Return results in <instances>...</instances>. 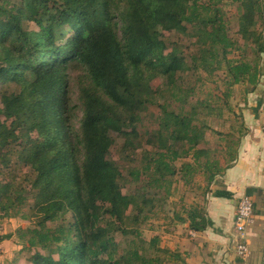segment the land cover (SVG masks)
I'll return each mask as SVG.
<instances>
[{
	"label": "trees",
	"instance_id": "obj_1",
	"mask_svg": "<svg viewBox=\"0 0 264 264\" xmlns=\"http://www.w3.org/2000/svg\"><path fill=\"white\" fill-rule=\"evenodd\" d=\"M233 1L240 11L239 32L264 52V29L256 27L264 26V0ZM222 2L0 0V175L10 176L0 180V219L19 217L32 200L35 224L16 231L29 262L181 259L180 252L161 247L156 236L150 240L153 254H121L112 233L129 234L134 232L127 228L130 222L158 218L173 177L190 185L202 175L209 188L238 156L243 135L232 133L223 135L226 147L219 150L228 166L209 153L208 125L200 115H211L212 101L196 98V85L183 83L188 73L211 76L224 70L226 91L217 104H227L234 86L249 85V93L259 82L258 62L228 57L239 45ZM165 32H175L185 45L170 43ZM74 65L88 72L87 83L79 87L78 128L67 90V71ZM160 78L163 83L155 87ZM153 104L159 113L145 134L140 132L143 114ZM143 142L151 149L138 159L140 167L129 169L134 189L123 193L124 172L112 150L115 145L139 149ZM179 159L188 161L177 167ZM17 167L30 169L27 185L12 175ZM212 196L232 195L220 189ZM184 211L183 216L174 213L176 223L188 222L196 232L214 227L205 207Z\"/></svg>",
	"mask_w": 264,
	"mask_h": 264
},
{
	"label": "rangeland",
	"instance_id": "obj_2",
	"mask_svg": "<svg viewBox=\"0 0 264 264\" xmlns=\"http://www.w3.org/2000/svg\"><path fill=\"white\" fill-rule=\"evenodd\" d=\"M223 9L226 12V16L232 21L231 34L238 40L239 49H233L228 54L231 59H245L247 61L256 64L258 62L259 67L262 70V75L260 76L257 86L252 92L248 93V89L251 87L246 84L236 85L228 92V103L224 104L220 102L219 97L223 98L222 92L226 91L225 78L226 72L224 70H219L213 75H208L206 73H188L184 75L183 83L187 86L188 84H195L198 88V94L196 98H208L212 101V112L211 115L207 116L205 113L200 115L202 123L208 125L206 132V147L210 154L215 155L219 158V163L225 168L228 166L226 161L219 151H223L226 147L225 141L223 140V135L226 133H232L236 137L243 135L241 139L240 148L242 146V141L246 140L247 137L251 136L255 139H262L264 137V52L258 51V46L254 41L246 42L242 32H239L238 22L240 11L238 9V3L233 0H223ZM257 29H264V26H256ZM262 27V28H261ZM165 39L170 43L178 41L180 45H185L184 39H178V35L175 32L164 33ZM68 73V97L70 104L75 109V114L73 116V125L78 128L80 120L82 118L81 112V101H80V90L79 87L87 83L88 72L83 66L74 65L70 67L67 71ZM163 83V79L160 78L158 81L153 82L155 87L160 86ZM195 98V99H196ZM155 104V103H154ZM153 104V105H154ZM159 113V109L156 105L150 107L143 114L142 125L140 132L145 133L148 129H151L155 125L156 117ZM262 141V140H261ZM223 146V149H221ZM147 150L149 152L151 147L143 142L142 148L139 149H129L123 148L121 145H115L112 150V158L119 163V166L124 172V177L121 180V187L123 193H131L134 189L132 181L129 176V169L132 167H140V162L138 159H142L144 156L143 151ZM184 161L188 159H179L176 161L175 165L180 167ZM16 167V166H14ZM13 167V168H14ZM30 169L28 167H17L16 172H12V175H16V182L27 185V176H30ZM10 177L6 174L0 175V180H8ZM222 176H218L215 181L209 186H206L205 177L202 175L197 176L195 180L190 185H186L180 180L178 176L173 177V185L171 188V194L169 199L163 205V210L160 212L158 218H152L145 224L136 225L133 222L127 226L128 229L134 231L129 234H122L121 232L112 233L113 240L116 242L118 252L123 254L127 251H137L139 253L153 254L150 249V240L153 237L160 238V246L163 248H168L171 251L180 252V260H169L165 261L166 264H187L186 259L180 249L187 248L188 245L183 244L182 240L177 244L175 242V237L177 239H184L189 245L198 249L192 252H196L194 255L193 264H206L203 262L204 258L211 260L207 255L202 256L199 254L201 249V244L195 239L190 238L188 231L185 228H177L176 225H181L176 223L175 212L185 215V208H189L192 205H198L200 207L207 206L209 199L212 194L221 188ZM29 187V186H28ZM32 200L25 203L22 213L19 217L12 218V227L6 229L7 233L3 236L0 235V242L3 239L8 240V243L12 247V255L4 256L2 249L0 248V264H32L28 259V252L23 250L21 242L16 238V231L21 227H32L35 224L36 218H34L30 212ZM260 206V210L264 209V194L261 195L258 203L256 202V207ZM257 210V209H256ZM131 212V210L129 211ZM27 216V218H22ZM3 219H0V225L3 223ZM12 230V232L10 231ZM137 231L139 235H136ZM176 231H178L176 233ZM12 238V240H11ZM264 240V238H263ZM230 250H226L225 258H227L230 263L234 264H260L264 257V242L262 243H249L250 254L249 256L242 258L236 254L235 242L234 240L229 241ZM180 246V247H178ZM4 250V249H3ZM116 250V246L112 248V251ZM107 257V256H106ZM169 257V256H168ZM228 263V262H227Z\"/></svg>",
	"mask_w": 264,
	"mask_h": 264
},
{
	"label": "crops",
	"instance_id": "obj_3",
	"mask_svg": "<svg viewBox=\"0 0 264 264\" xmlns=\"http://www.w3.org/2000/svg\"><path fill=\"white\" fill-rule=\"evenodd\" d=\"M262 140V141H261ZM221 190L229 192L231 198H219L212 196L206 206V211L210 219L214 222V227L209 228L204 232H196V236L192 237L190 233L194 230L190 229L189 223L176 225L177 228H185L188 231L190 238L195 239L201 244L199 254L208 256L203 259L206 264H234L225 258L226 250H230V240H236L234 231V215L237 204L240 198L244 195H249L254 201L255 220L254 223L247 228L246 239L248 243H262L264 242V209L260 210V206L256 202L260 200L264 194V137L262 139H255L251 136L242 141V146L239 149L238 156L234 163L224 172L221 179ZM220 190L219 188H217ZM251 191V195L248 191ZM257 209V210H256ZM0 225V235L7 233L6 229L12 227V218H5ZM12 232V230H10ZM178 231H176L177 233ZM175 242L188 245V249H180L183 253L187 264H193L194 255L192 252L194 248L189 245L184 239H177ZM12 240V238H11ZM8 240L3 239L0 242V248L6 255H12V247ZM180 247V246H178ZM235 248V247H234ZM4 249V250H3ZM228 262V263H227ZM248 264V263H247Z\"/></svg>",
	"mask_w": 264,
	"mask_h": 264
},
{
	"label": "built area",
	"instance_id": "obj_4",
	"mask_svg": "<svg viewBox=\"0 0 264 264\" xmlns=\"http://www.w3.org/2000/svg\"><path fill=\"white\" fill-rule=\"evenodd\" d=\"M254 201L251 197L244 195L240 198L235 215H234V231L236 235L235 251L239 257L245 258L250 254V246L246 239L247 228L250 227L255 220ZM192 237L196 236V232L190 233Z\"/></svg>",
	"mask_w": 264,
	"mask_h": 264
}]
</instances>
